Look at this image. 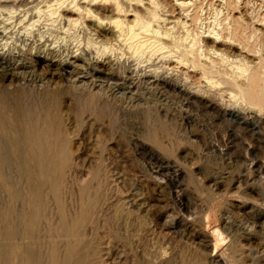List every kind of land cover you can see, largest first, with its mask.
Here are the masks:
<instances>
[{
	"label": "rangeland",
	"instance_id": "obj_1",
	"mask_svg": "<svg viewBox=\"0 0 264 264\" xmlns=\"http://www.w3.org/2000/svg\"><path fill=\"white\" fill-rule=\"evenodd\" d=\"M41 1L0 0V29L5 28L7 35L0 39L1 62L17 72L21 84L29 82L33 75L21 74L18 69L21 63L26 64L21 46L29 33L47 30L54 35L56 46L74 51L86 43L89 35L80 25L60 27V19L49 15ZM152 1V6H158L161 13L170 12L174 23L179 22L176 29L182 20H178L171 0ZM193 1L201 9L193 31L181 32V40L197 31L198 36L214 25L211 30L215 31L226 17L256 28L258 57L249 64L254 67L261 62L256 72L259 70L257 83L262 85L257 84V91L261 88L259 94H264V82L260 81L264 75V0H190ZM70 2L66 0L62 7ZM187 41L191 40L182 41L183 45H188ZM120 59L127 72L115 82L91 78L70 63L60 66L58 72L66 82L79 87L107 90L111 86L117 96L120 91L116 85H125L124 103L118 104L122 112L132 111V105L140 103L134 99L137 86L149 88L152 112L166 120L170 134L152 141L137 116H122L120 135L102 159L86 150L71 158L65 173H54L52 180L39 188V213L34 210L31 193L25 192L24 204L0 192V264H27L23 256L29 251L34 254L31 258L35 264H50L52 259L63 263L69 249H76L81 259L70 264H264V119L249 117L241 124L243 128L214 124L155 90V76L142 73L153 70L160 62L150 68L143 63L137 72L139 66L134 62ZM26 65V71L32 72ZM46 79L36 75L34 82L41 86ZM105 92L107 97L111 94ZM230 101L225 98V102L233 104ZM186 114L196 119L187 124ZM88 126L89 133L92 127ZM98 164L99 174L93 179ZM13 169L17 180L19 170ZM35 177L26 178L27 188L30 182L37 186L41 181ZM60 177L62 182L55 193ZM18 211L22 217H16ZM78 218L81 222L76 226ZM63 222L69 231L66 235ZM8 227L16 233L3 234Z\"/></svg>",
	"mask_w": 264,
	"mask_h": 264
},
{
	"label": "bare ground",
	"instance_id": "obj_2",
	"mask_svg": "<svg viewBox=\"0 0 264 264\" xmlns=\"http://www.w3.org/2000/svg\"><path fill=\"white\" fill-rule=\"evenodd\" d=\"M43 1L48 14L60 19V27L65 25L68 29L80 25L89 31V35L85 44L80 43L81 47L72 51L68 47L56 46L52 32L40 30L29 33L21 46V53L32 72L26 71L27 65L23 63L18 68L21 74L33 73L25 84L19 82L15 70L3 65L0 53V192L8 193L24 204L25 192L31 193L35 198L33 207L36 213L41 207L39 188L52 180L54 173H65L70 167L71 158L88 150L102 159L112 149L113 141L120 135L122 116H137L152 141L159 135L170 134L166 120L158 112H152V92L149 88H143L141 84L137 86L134 99L137 98L140 103L133 102L132 111L122 112L118 104L124 103L122 94L125 85H116L120 91L118 96L111 91V86L107 90H93L83 85L79 87L64 80L58 72L60 66L70 63L83 69L91 78L115 82L121 80L122 73L127 72L120 58L129 59L139 66L137 72L143 63L144 67L150 68L152 64L160 62L153 70H143L142 74H153L155 90L187 112L196 111L202 118L214 124L223 123L227 127L230 124H244L249 117L264 119V94H259L261 88L259 93L257 91L262 85L257 83L259 70L256 72L261 62L257 61L254 67L252 63L249 64L253 62L252 58L258 57L256 28L251 29L248 24L243 25L226 17L216 27L220 31L211 30L213 27L215 29L214 25L209 27L210 30L207 28L204 33L201 32L202 35L196 36L198 31L195 35L192 33L194 36H189L191 41H187L188 45L185 46L184 40L189 39L181 40L179 35L193 31L191 28L195 27L201 9L196 1L171 0L178 20H182L176 29L179 22L174 23L170 12L161 10V13L158 6H152V0H71L67 6L72 7H62L66 0ZM5 34L3 28L0 39L7 38ZM159 67L161 72L158 74ZM34 75L47 78V83L36 85ZM262 77L260 81L264 82ZM105 91L111 94L107 97ZM226 97L233 100V104L225 102ZM195 119L186 114L187 124ZM88 124L92 127L89 133ZM99 164L92 173L93 179L99 174ZM13 168L19 170L17 180L13 176ZM36 175L41 181L37 186L30 182L27 188L26 178L36 179ZM61 177L53 189L55 193L61 185ZM16 217H22V212L18 211ZM81 218H78L76 226L80 225ZM62 229L64 235L69 233L64 222ZM13 233L16 231L8 227L3 234ZM31 255L34 254L29 251L23 256L27 264H35ZM74 260L81 261L80 256L76 249H69L63 263L52 259L50 264H70Z\"/></svg>",
	"mask_w": 264,
	"mask_h": 264
}]
</instances>
